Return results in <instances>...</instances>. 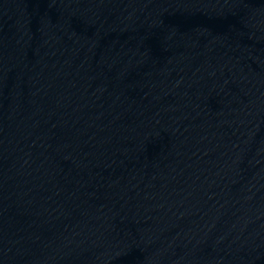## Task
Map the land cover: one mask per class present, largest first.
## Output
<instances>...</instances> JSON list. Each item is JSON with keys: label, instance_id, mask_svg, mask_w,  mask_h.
<instances>
[{"label": "water", "instance_id": "1", "mask_svg": "<svg viewBox=\"0 0 264 264\" xmlns=\"http://www.w3.org/2000/svg\"><path fill=\"white\" fill-rule=\"evenodd\" d=\"M0 264H264V0H0Z\"/></svg>", "mask_w": 264, "mask_h": 264}]
</instances>
